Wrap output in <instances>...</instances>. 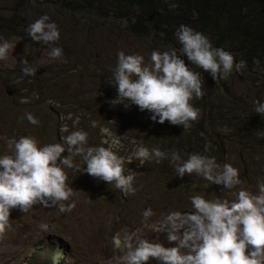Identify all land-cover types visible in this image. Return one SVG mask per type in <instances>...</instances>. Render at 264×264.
<instances>
[{
  "label": "rangeland",
  "instance_id": "rangeland-1",
  "mask_svg": "<svg viewBox=\"0 0 264 264\" xmlns=\"http://www.w3.org/2000/svg\"><path fill=\"white\" fill-rule=\"evenodd\" d=\"M45 13L60 30L63 54L55 59L49 45L33 41L27 32L28 25ZM138 14L139 6L118 0H0V42L15 45L0 60V154L10 151L7 140L12 138L30 135L41 145L62 143L72 132L83 130L88 142L82 147L116 151L125 161V174L135 175L136 188L134 194L124 193L83 171L65 168L75 195L56 206L35 205L27 213L12 210V228L0 234V264H49L52 256L60 264H120L123 254L112 245L116 232L139 229L144 238L171 247L176 242H168L165 233L154 232L150 225L170 211H191L190 197L231 201L240 188L258 194V181L264 179V117L254 112V105L257 99L264 102V68L253 71L249 79L233 72L215 81L178 53L204 81L205 95L191 101L200 110L199 118L187 130L168 121L155 122L136 105L112 103L117 90L108 81L120 51L142 54L149 63L153 50L174 47L173 32L155 34L149 26L150 35L137 34L131 26ZM187 14L194 18L191 11ZM186 25L196 29L192 22ZM25 58L35 75L23 73ZM28 112L38 118V125L28 122ZM93 120L98 121L96 127ZM207 142L212 148L204 152ZM154 146L178 150L184 159L201 153L214 156L221 166L231 163L240 170L242 183L225 189L195 173L180 177L167 159L141 164L139 150ZM73 159L86 163L80 155ZM71 203V211L60 210L61 204L67 209ZM147 208L154 216L145 225L142 213ZM42 224L48 228L42 229ZM146 264L159 262L150 259Z\"/></svg>",
  "mask_w": 264,
  "mask_h": 264
},
{
  "label": "clouds",
  "instance_id": "clouds-1",
  "mask_svg": "<svg viewBox=\"0 0 264 264\" xmlns=\"http://www.w3.org/2000/svg\"><path fill=\"white\" fill-rule=\"evenodd\" d=\"M169 8L178 7L169 2ZM30 38L51 47L50 57L55 59L63 54L58 46L60 30L55 21L45 13L27 27ZM181 47L179 52L186 55L192 65L209 72L215 81L227 78L233 72H243L247 61H237L230 51L214 46L205 33L190 25L181 24L175 31ZM15 47L7 40L0 42V60L7 58L9 49ZM254 63L259 64L258 57ZM25 75H35L27 58L23 59ZM117 90L114 104L122 103L125 108L138 106L147 110L151 120L159 123L168 121L182 125L184 130L198 120L199 108L191 101L203 98L204 81L201 73L193 70L177 48L153 50L150 62L139 53H118L113 78L108 80ZM254 112L264 117V102L255 101ZM32 125L39 120L31 112L25 114ZM98 121L93 120L96 127ZM183 134V133H182ZM88 133L77 130L68 135L62 143L43 144L35 136L25 135L7 140L10 151L0 154V234L12 228L10 217L16 209L27 213L33 206H56L69 201L75 195L67 183L65 168H75L108 182L124 193H135V175L125 174L124 159L118 153L104 146L87 147ZM207 142L204 152L210 151ZM67 151L68 155H63ZM80 155L86 162L83 169L73 157ZM141 164L169 160L180 177L193 173L211 183L221 184L225 189L241 185L240 170L231 163L222 166L214 156L191 153L186 159L178 150L164 151L158 146L143 147L138 152ZM259 159V156L257 157ZM258 194L240 188L233 192L235 199H206L202 195L190 197L191 211H170L159 222H152L154 232L165 233L168 242L144 238L139 229L135 232H116L112 237L114 249L122 253L120 264H146L155 259L159 264H264V179L258 181ZM75 206L69 204L71 211ZM145 225L154 216L151 208L143 211ZM47 229V224L41 225Z\"/></svg>",
  "mask_w": 264,
  "mask_h": 264
},
{
  "label": "trees",
  "instance_id": "trees-1",
  "mask_svg": "<svg viewBox=\"0 0 264 264\" xmlns=\"http://www.w3.org/2000/svg\"><path fill=\"white\" fill-rule=\"evenodd\" d=\"M118 1L139 6L138 21L131 26L137 34L150 35V26L155 34L173 32L174 36L177 25L192 22L196 30L209 36L214 46L230 51L237 61H247L242 74L248 79L253 71L264 68V0H174L178 5L174 9L169 8L166 0ZM187 11L193 13V19ZM173 42L175 48L181 47L178 40ZM256 57L259 64L254 63ZM55 257H51L49 264H60L53 260Z\"/></svg>",
  "mask_w": 264,
  "mask_h": 264
},
{
  "label": "water",
  "instance_id": "water-1",
  "mask_svg": "<svg viewBox=\"0 0 264 264\" xmlns=\"http://www.w3.org/2000/svg\"><path fill=\"white\" fill-rule=\"evenodd\" d=\"M180 53L179 50H177V54ZM182 58V57H181ZM84 167H86V163H82L81 164V168L83 169ZM85 173V172H84Z\"/></svg>",
  "mask_w": 264,
  "mask_h": 264
},
{
  "label": "bare ground",
  "instance_id": "bare-ground-1",
  "mask_svg": "<svg viewBox=\"0 0 264 264\" xmlns=\"http://www.w3.org/2000/svg\"><path fill=\"white\" fill-rule=\"evenodd\" d=\"M6 109V108H5Z\"/></svg>",
  "mask_w": 264,
  "mask_h": 264
}]
</instances>
